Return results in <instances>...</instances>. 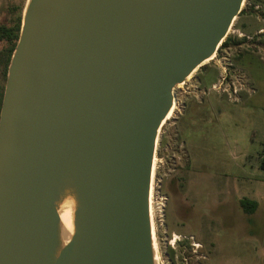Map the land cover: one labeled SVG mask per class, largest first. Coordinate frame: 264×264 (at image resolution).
<instances>
[{"label":"water","instance_id":"1","mask_svg":"<svg viewBox=\"0 0 264 264\" xmlns=\"http://www.w3.org/2000/svg\"><path fill=\"white\" fill-rule=\"evenodd\" d=\"M244 2L26 0L0 105V264H158V133Z\"/></svg>","mask_w":264,"mask_h":264},{"label":"rangeland","instance_id":"2","mask_svg":"<svg viewBox=\"0 0 264 264\" xmlns=\"http://www.w3.org/2000/svg\"><path fill=\"white\" fill-rule=\"evenodd\" d=\"M25 2L0 0V24H10L15 8L21 14ZM242 11L237 23L241 31L252 35L264 27L248 16L247 11L254 13L248 0ZM257 14L264 18V3ZM257 35L240 43L254 51L243 67L250 60L264 64V49L256 53L264 47ZM239 49L233 45L216 52L174 88V110L158 133L152 175L163 197V218L156 215L152 222L158 264H264V166L259 160L264 109L222 93L223 87L242 84ZM224 51L225 73L220 67ZM223 77L222 89H211ZM243 198L256 202L252 214L242 211Z\"/></svg>","mask_w":264,"mask_h":264},{"label":"crops","instance_id":"3","mask_svg":"<svg viewBox=\"0 0 264 264\" xmlns=\"http://www.w3.org/2000/svg\"><path fill=\"white\" fill-rule=\"evenodd\" d=\"M263 1L254 0L252 3L249 2L248 5L253 9L254 13L251 12L248 13V16L254 17V20L257 22H264V18H262L257 13L261 11L263 6ZM240 16V15H239ZM239 16L236 18V26L234 28V33L232 35H235L233 39H242L253 37L255 34H260V30H264V27L259 26L256 31L252 34H246L243 31H241L237 27V23L239 21ZM250 38V39H251ZM239 49V56H238V64H240V67H238V70L241 73V82L242 84H238V92L235 96V99L240 102H247L251 101V104L253 106H260L262 109H264V64H253V61L250 60L247 62V67H243L242 62L247 57H249L254 51H248L247 48L241 46V44L238 45ZM264 49V47L258 48L256 53L259 52V49ZM245 49V50H244ZM245 77V78H244ZM244 79H246L244 81ZM202 95V94H201ZM262 147V146H261Z\"/></svg>","mask_w":264,"mask_h":264},{"label":"trees","instance_id":"4","mask_svg":"<svg viewBox=\"0 0 264 264\" xmlns=\"http://www.w3.org/2000/svg\"><path fill=\"white\" fill-rule=\"evenodd\" d=\"M262 1V0H258ZM250 0H248V3ZM20 9V10H19ZM17 10L14 15V17L11 20L10 24H0V74H1V79L2 83L0 86V104L2 100V94H3V88H4V83H5V77H6V71H7V66L9 63V59L11 56V53L14 49V46L16 44L18 34H19V28H20V22H21V14H18L19 11L21 12V8H15ZM18 12V13H17ZM243 11L239 13L242 14ZM264 34H258L257 37H260L259 42L263 43L264 45ZM245 38L242 39H233L231 36H226V38L223 40L221 45L219 46L217 53H219L222 49L233 46V45H239ZM238 57V54H237ZM261 165L264 166V161H260ZM240 207L242 208V211H244L247 214H252L255 209H256V202L255 201H250L248 199H241L239 201Z\"/></svg>","mask_w":264,"mask_h":264},{"label":"built area","instance_id":"5","mask_svg":"<svg viewBox=\"0 0 264 264\" xmlns=\"http://www.w3.org/2000/svg\"><path fill=\"white\" fill-rule=\"evenodd\" d=\"M229 32L232 34L234 33L233 29ZM259 32H260V34H262V33L264 34L263 29L260 30ZM224 52H225V53H223L224 55L221 54V57H220V60H221L220 61L221 62L220 67H221L222 71L225 73L226 72V66H227V63L225 61L227 60V57H228L226 54H228V53H227V51H224ZM220 62H218V63H220ZM223 79H224V77L217 84L212 83L211 89L212 88H215L217 90L222 89L221 86L223 85ZM237 92H238V89L235 86H233L232 89H229V87H228V89H224V87H223V90H222V93H228L229 95L232 94V98H234V96H236ZM259 160L264 161V144H263L262 150L259 154ZM149 199H150V213H151L152 222L154 221V218L156 217V215H157L158 219L161 220L163 218V211H162L163 210V204H162L163 197H162L160 191L153 186L152 181H151Z\"/></svg>","mask_w":264,"mask_h":264},{"label":"bare ground","instance_id":"6","mask_svg":"<svg viewBox=\"0 0 264 264\" xmlns=\"http://www.w3.org/2000/svg\"><path fill=\"white\" fill-rule=\"evenodd\" d=\"M213 58V57H212ZM211 58H209L208 60H210ZM207 60V61H208ZM206 61V62H207ZM174 104H175V101H174V97H173V105H172V108L170 110V112L168 113L166 119H168L171 115V112L174 110ZM172 117V116H171ZM165 119V120H166ZM164 120V121H165ZM153 172H154V164H153ZM153 172H152V175H153ZM61 220H62V224H63V228H64V231L65 233H70L71 232V229H72V225H71V220H70V217H69V212L66 211L62 214V217H61ZM154 244H155V241H154ZM155 247H156V244H155ZM158 259V258H157Z\"/></svg>","mask_w":264,"mask_h":264},{"label":"flooded vegetation","instance_id":"7","mask_svg":"<svg viewBox=\"0 0 264 264\" xmlns=\"http://www.w3.org/2000/svg\"><path fill=\"white\" fill-rule=\"evenodd\" d=\"M1 105V104H0ZM178 237L177 236H175L174 237V239H177ZM192 246H194V247H199L200 245L198 244V243H196V242H193L192 243Z\"/></svg>","mask_w":264,"mask_h":264}]
</instances>
